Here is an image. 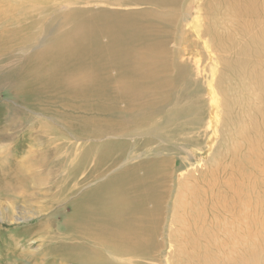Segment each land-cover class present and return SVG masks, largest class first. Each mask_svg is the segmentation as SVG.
Wrapping results in <instances>:
<instances>
[{
	"label": "rangeland",
	"instance_id": "374dc122",
	"mask_svg": "<svg viewBox=\"0 0 264 264\" xmlns=\"http://www.w3.org/2000/svg\"><path fill=\"white\" fill-rule=\"evenodd\" d=\"M258 2L264 5V0ZM230 19V8L218 0H0V64L41 60L65 38L78 49L77 56L66 54L63 69L54 71L48 80L53 82L40 88L38 96L27 83L15 97L0 89V211L12 207L10 221L0 215V264H58L54 254L64 253L60 243L67 242L66 223L87 193L128 169L132 174L127 177L148 176V165L161 161L173 172L164 182L159 179L155 189L164 246L154 244L148 258L118 255L117 261L263 264L258 243L238 246L232 235L220 234L218 243L211 244H219L215 250L206 237L188 241L179 233L199 201L217 190L231 194L238 180H245L244 187L231 198V207L238 198H256L255 187L246 185L251 171L242 174L240 166L264 160V79L252 67L259 76L247 80L245 69L251 68L254 52L238 55L214 44V33L228 34ZM128 21L137 33L124 43L126 52H135L125 67L126 52L112 54L108 47L117 44L118 23ZM73 31L76 35L69 33ZM64 47L55 52L68 50L69 43ZM262 50L258 56L264 63V39ZM235 58L238 67H230ZM128 67L139 74L128 73ZM27 69L22 65L23 78ZM227 105L229 119L223 123ZM216 164L226 188L201 191L192 203ZM18 177L23 180L19 187ZM214 178L213 183H222ZM204 215L210 221L213 213L205 210ZM230 254L237 255L233 259ZM240 254L248 259L241 255L240 263Z\"/></svg>",
	"mask_w": 264,
	"mask_h": 264
},
{
	"label": "bare ground",
	"instance_id": "6f19581e",
	"mask_svg": "<svg viewBox=\"0 0 264 264\" xmlns=\"http://www.w3.org/2000/svg\"><path fill=\"white\" fill-rule=\"evenodd\" d=\"M218 2L219 4H226L230 8L231 19L229 21V31L227 35H224L222 33L213 34L212 38L214 44H216V46H220L221 48H223V46L225 48H232L235 52L238 53V55H246L245 51L254 52V60L250 62L252 66L248 65L245 62L246 60L244 61L247 66L251 67L249 68V71L248 69H245V73H247L249 77V79L247 80L248 82H251L255 78H257L259 74H261L264 79V71L259 68L261 66H264V63L262 57L258 56V52L263 51V3L259 6L258 0H218ZM209 9H211V6H209ZM132 22L128 21L118 23L119 28L117 34L113 38L114 42L117 44L108 47L109 53L115 54V51L119 53L120 51L126 50L124 43L127 44L128 41L130 42L135 33H137V26H135ZM69 33L76 35L75 31ZM124 35H126V37H124ZM214 35H216V37H214ZM126 38L128 39L126 40ZM67 43H69V47L67 48L68 50L64 52L59 51V53L55 52L57 50L64 49V44ZM118 44H121V47ZM69 52H73L77 56L78 49L71 42V38H65L62 42L57 43L55 47L50 50L47 55L41 60H34L28 64L15 61L13 62L15 66L12 65L13 63L11 64V60H4L3 63L0 64V89L5 88V90L7 89L9 93L12 92L14 95L18 90L24 92L26 88L25 83H27V89H29L31 93L33 92V96H38L40 88L43 89L48 82H53L48 80H53L54 71L63 69V63L65 61L66 54L68 53L67 56H70ZM53 53H55L57 56H52ZM134 55L135 52L132 50L126 52L125 62L124 60H122V62H124L123 65L126 64L125 67L128 64L130 65L134 58ZM129 59L131 60L130 62H128ZM261 62L263 63V65H261ZM79 63L82 64L81 62ZM22 65H28L25 78H23L24 76H21ZM228 65H230V67L232 65L234 68H237L239 65V61L237 60V58H235L233 60H230V63ZM252 67H255L256 70L258 68L259 74H256V70L252 69ZM85 69V74L89 75L87 67H85ZM74 70L77 73L82 72V69L78 68L76 64L74 65ZM127 72H130V74L134 75L139 74L138 71L131 72L130 68L127 69ZM245 75L242 74L243 77ZM60 81L63 84H66L65 78H60ZM17 97L18 96H16V98ZM14 111L15 115L17 116L19 110L15 109ZM229 112V107L227 105L223 112V123H227L229 119ZM218 115L219 112L216 105V124L218 123L219 119ZM13 120L14 119L12 118V121ZM19 120L20 118H18V121L15 124L19 125ZM261 125L263 126L264 131V115L261 116ZM245 155L247 156V154ZM216 156L218 157L219 155ZM243 159H245V157ZM249 162L250 163H247V166L243 164V168L239 165L240 172L243 171V169H248V171H251V175L249 174L247 178L243 177V179L246 178V180H248L246 183L247 186L255 187L256 198L249 196L238 198L235 201L234 207H231V205L234 203L231 198L240 194L241 190L244 187L245 180H238L236 183L233 181L235 183L233 186H236V189L233 187L231 190L233 194H229L230 191L227 189V193L222 192L223 189L221 190V193L217 190L207 198L210 203H202L204 201H207V199H203L204 201H199L197 206L194 208L195 213H191L190 217L188 216V221L186 222V220H184V224L183 220L181 221L183 227H181L182 230L181 232L179 231V233H182V237L187 235L188 241H196L200 237H206V242L208 245H211L212 242L218 243L217 235L220 234L226 235L225 237L227 238L232 235L233 237L231 236V240L235 241V245L238 246L241 243H245L246 245V242H249V244L258 243V246L260 247L259 250L262 263L264 264V160H261L259 162L258 160H251ZM230 163L229 165H231ZM218 164L221 165L220 163ZM218 164L215 165L213 170L208 175L211 178H206L204 188L195 191L194 200L192 201V203H197V197L201 196V191H213L215 188L219 189L220 187L226 188V182L222 186L224 180H222V178H219V174L221 172L220 170L222 169ZM248 166L250 168H252L253 166V171L250 170ZM148 167L151 173L148 176L134 177L132 175L134 178L127 177L129 176L127 174H132V169H128L127 172H121L119 173V175H113L112 178L106 180L104 184H101L96 188L94 186L95 190L87 193L84 199H82L81 202L76 205L75 210L73 209V213L69 218V222L66 223L67 236L63 237L66 238L67 242L60 243V245L63 247L62 250L64 249V253H61L59 255L54 254V257H59L58 264H64V262L65 264H120L117 259L121 255L148 258L150 256L151 250L156 247L154 244L158 243L157 246L159 248L164 246L163 239L159 234L160 224L163 220V213L158 206L159 204L157 205L158 196L156 195L155 189L156 183L159 179L164 182L167 178L171 177L173 172L171 169L167 168L166 161L153 162L150 163ZM235 173L237 174L239 173V171H235ZM243 173L244 171L242 172V174ZM214 174H216V176H214ZM232 175L234 174H230V176ZM213 177H218L220 181L222 180V183H213ZM4 178H6V176ZM161 180L160 183H162ZM22 181L23 180L21 177L15 178V182L17 183L18 187L21 186ZM9 183L11 182L9 181ZM134 183H136L137 185H134ZM10 186L12 185L10 184ZM130 186L136 187L137 190L134 191L130 189ZM150 203L152 204L151 206H149ZM6 208L7 212L5 213V211H0V215L2 219L7 218L10 221V219H12V207L8 204ZM205 210L213 213L210 221H208L204 215ZM155 211H157L156 218ZM12 214L14 215V213ZM179 233H176L177 237H179ZM155 239H157V242L155 241ZM218 245L219 244H215L211 246L215 247L216 250L218 248ZM237 248L239 247L236 246V249ZM148 249L151 250L147 254ZM253 250L254 252L256 251L254 248ZM43 254V256L46 257L45 252ZM232 255L230 254L229 256ZM236 255L237 254H234V257H236ZM241 255L242 254L238 256V261H240L241 258L244 257V255H242L241 257ZM224 256L226 257V255ZM234 257L232 256L230 258L235 259ZM244 259H248L247 256L244 257ZM244 259H242V261ZM199 260L201 261V259ZM231 261L233 262L234 260H230V262ZM244 262L246 263V260H244ZM240 263L242 262L240 261Z\"/></svg>",
	"mask_w": 264,
	"mask_h": 264
}]
</instances>
